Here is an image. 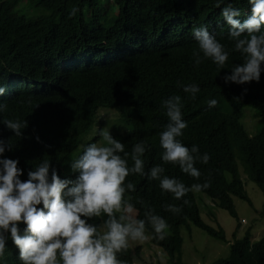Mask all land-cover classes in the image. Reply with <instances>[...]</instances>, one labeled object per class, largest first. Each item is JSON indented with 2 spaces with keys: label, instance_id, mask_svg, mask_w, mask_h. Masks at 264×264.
<instances>
[{
  "label": "trees",
  "instance_id": "16d2710c",
  "mask_svg": "<svg viewBox=\"0 0 264 264\" xmlns=\"http://www.w3.org/2000/svg\"><path fill=\"white\" fill-rule=\"evenodd\" d=\"M229 3L240 9L241 21L250 15L247 0H224L217 11L214 10L217 0H114V8L103 0H1L0 84L5 92L0 94V102L6 108L0 115L4 119L26 122V127L18 137L0 123V138L10 141L11 150L3 155L18 159V167L24 170L21 179H26L27 170L42 159H49L61 178L74 179L77 173L70 168L72 156L81 142V134L95 118V108L99 107L100 111H113L121 119L114 138H120L125 151L130 153L133 144L145 142V171L162 164L164 175L176 177L186 186L208 180L209 187L201 191L236 217L232 196L251 202L240 177L238 160L249 179L264 191V71L259 81L225 84L223 76L231 71L230 67L242 62L239 52L231 50L233 42L223 29L226 22L220 12ZM185 4L188 9L179 18L182 23L175 26L181 28L178 33L182 39H168L169 46L159 48L148 44V33L152 37L158 33L156 30L172 27L171 14H176ZM73 9H76L75 14L69 15ZM213 16L223 23L215 38L229 50L225 68L220 71L208 59L194 65L192 52L197 45L186 38L198 23ZM150 27L155 28L153 34ZM124 32L133 34L131 41L136 56L122 59L106 69L88 70L86 75L65 76L61 83L51 82L52 89L47 93L39 90L35 94L34 89L11 92L15 85L10 81L27 74L47 75L71 48L106 40L118 44L124 36L119 34ZM178 82L198 85L200 91L196 98L184 93ZM50 95L63 97L64 107L55 103L43 115L40 100L47 101ZM171 95L181 96L183 112L188 115L187 127L179 139L188 147L197 145L200 154H209L207 163L197 160L194 164L201 173L199 179L182 173L178 165L163 163L160 159L159 133L168 120L161 104ZM211 98H215L217 104L208 108L207 101ZM244 99L252 101L260 115L262 127L254 135L241 123V118H246ZM35 120L40 122L37 127L31 124ZM107 122L112 120L109 118ZM131 163L129 159V165ZM128 181L135 185V190L126 191L125 196L134 205L137 218H144L147 208L165 218L168 225L165 239H155L147 223L145 233L150 243L168 256L170 263L185 264L181 260L180 229L189 222L214 238L225 240L221 226L217 229L202 220L194 192L189 191L177 200L170 193L162 192L157 180L135 174L126 177L125 182ZM165 204L178 205L181 211L178 214L166 211ZM104 218H92L90 222L100 225ZM23 226L21 223L20 227ZM230 248L227 258L210 264H264V237L252 243L247 234L243 239L234 240ZM139 251V245L132 247L129 243V247L118 254V259L122 264H133L140 257ZM0 264H20L18 248L10 239Z\"/></svg>",
  "mask_w": 264,
  "mask_h": 264
},
{
  "label": "clouds",
  "instance_id": "9594fccd",
  "mask_svg": "<svg viewBox=\"0 0 264 264\" xmlns=\"http://www.w3.org/2000/svg\"><path fill=\"white\" fill-rule=\"evenodd\" d=\"M103 3H109L114 8V0H103ZM223 3L224 0H217L214 10L221 8ZM247 3L250 5V15L243 21L238 18L242 15L240 9L231 3L220 12L226 22L223 29L233 42L231 50L239 52L242 57V62L230 67L231 71L223 76L225 84L232 82L242 85L259 81L264 71V0H247ZM187 9L188 4H185L183 9L171 14L169 21L172 27L158 29V33L152 37L148 33L147 43L159 48L162 45L169 46L168 39L181 38L178 33L181 28L175 26L182 23L180 14H185ZM75 11L73 9L69 15L75 14ZM216 18L209 17L204 23H198L186 38L195 41L197 45L192 52L194 65L208 59L220 71L225 68L229 50L215 38L223 25ZM149 29L153 34L155 28ZM120 35L124 36L118 44L113 45L106 40L71 48L67 55L54 64L52 70L48 69L47 75L27 74L10 81V84L15 85L10 87H13L11 92L34 89L35 94L39 90L47 93L52 89L51 82L61 83L65 76L86 75L88 70L106 69L122 59L136 56L131 41L133 34L124 32ZM178 86L192 99L200 91L194 83L180 85L178 82ZM4 92L5 88L0 84V94ZM55 103H61L64 107L63 97L50 95L47 101L40 100L43 115ZM216 104L215 98L207 101L208 108ZM247 106L255 110L252 119L245 114ZM161 107L168 118L159 133L161 161L178 165L182 173L199 179L201 173L194 164L197 160L207 163L210 157L206 152L200 154L197 145L188 147L179 139L183 135L182 130L187 127L185 119L188 116L183 112L181 96H169L162 101ZM5 108L6 105L0 102V114ZM98 108H95V118L81 134V142L77 144L72 156L70 168L77 173L74 179L61 178L57 169L50 165L49 159H42L27 170V178L22 180L24 170L18 167V159L3 155L6 150H11L10 141L0 138V258L4 256L10 239L18 248L20 264H122L118 254L129 247L130 241L142 242L148 239L146 223L157 240L165 239L168 228L165 218L155 214L151 208L145 210L144 218H137L134 205L125 196L126 191L135 190V185L131 181L125 182L126 177L138 174L157 180L161 191L170 193L177 200H181L189 191L199 192L209 187L208 180L186 186L180 179L164 175L162 164L151 166L145 171V142L133 144L130 153L125 151L120 138H114L116 125L121 119L116 117V120H112L110 117L112 122H107L109 118H105L95 128L97 120L103 117V111ZM243 110L246 118L244 123L241 118V123L249 134L254 135L258 129L250 132L248 127L253 120L260 118L258 110L250 100H244ZM35 121L37 123L31 124L36 127L40 125L39 121ZM0 123L18 137L23 135L22 130L26 127V122L4 119L2 115ZM239 163L242 166L238 160V169ZM183 202L187 203V200ZM163 207L173 214L181 211L178 205L165 204ZM103 217L106 218L102 219L100 225L90 222L92 218ZM21 223L23 228L20 227Z\"/></svg>",
  "mask_w": 264,
  "mask_h": 264
},
{
  "label": "rangeland",
  "instance_id": "374dc122",
  "mask_svg": "<svg viewBox=\"0 0 264 264\" xmlns=\"http://www.w3.org/2000/svg\"><path fill=\"white\" fill-rule=\"evenodd\" d=\"M245 114L252 119L253 114H255L254 108L247 106ZM104 116L116 120L113 111L104 110L103 117L97 120L95 128L96 125L105 120ZM242 122L244 123V118ZM259 122L260 118L253 120L248 127L249 131L255 132L260 127ZM239 173L251 202L232 196L236 218L227 210L217 206L206 193L194 192L202 220L217 229L218 226H221L225 233V240L214 238L192 222L183 225L180 229L182 237L181 260L183 263L210 264L217 259L227 258L231 254L230 245L234 240L243 239L249 234L250 241L254 243L264 237V191L258 184L249 179L240 163ZM129 243L132 247L140 246V257L135 259L134 264H146L149 261H153L152 264H172L165 253L150 243L149 237L142 242L130 241Z\"/></svg>",
  "mask_w": 264,
  "mask_h": 264
},
{
  "label": "bare ground",
  "instance_id": "6f19581e",
  "mask_svg": "<svg viewBox=\"0 0 264 264\" xmlns=\"http://www.w3.org/2000/svg\"><path fill=\"white\" fill-rule=\"evenodd\" d=\"M198 95V94H197ZM242 98V97H241ZM245 100V99H244ZM234 153V152H233ZM245 183V182H244ZM259 241V240H258Z\"/></svg>",
  "mask_w": 264,
  "mask_h": 264
}]
</instances>
